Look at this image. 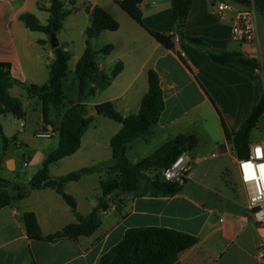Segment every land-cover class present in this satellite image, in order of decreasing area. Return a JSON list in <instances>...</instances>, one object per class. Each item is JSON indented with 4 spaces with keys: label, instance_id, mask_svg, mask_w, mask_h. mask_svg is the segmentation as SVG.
Masks as SVG:
<instances>
[{
    "label": "crops",
    "instance_id": "0c3cea01",
    "mask_svg": "<svg viewBox=\"0 0 264 264\" xmlns=\"http://www.w3.org/2000/svg\"><path fill=\"white\" fill-rule=\"evenodd\" d=\"M62 1L65 9L71 11L57 33L59 46L70 53L69 73L64 82L67 99L61 110L50 107L52 125L44 123L42 103L29 96L23 86H42L50 79L55 61L50 36L31 31L21 20L22 15L32 14L39 23L48 25L51 17L48 0H0V62L11 64L12 77L18 82L10 90L11 95L30 100L34 110L41 111L39 128L50 126L55 132L50 139L59 138L56 129L67 107L79 99L76 68L85 53V31L91 24L86 7H100L119 23V30L103 33L95 47L100 50L113 45L109 55L98 57L101 72L110 75L119 63L123 70L107 87L97 89L84 102L85 118L94 117V121L83 133L80 149L49 168L50 177L59 179L100 167L97 172L65 184L64 192L77 200V211L88 216L102 197L100 182L111 176L107 168L113 158L111 140L123 128L121 123L99 116L95 108L111 102L122 116L137 115L149 91L150 70L160 77L165 109L149 141L159 136L166 144L186 135L196 137L198 144L190 151L189 175L181 183L179 193L137 196L115 192L108 197L114 202L92 236L40 241L28 236L25 213H35L45 238L61 233L78 220L55 189L30 187L51 152L34 148L36 153L28 156V160L24 156L26 160L22 161L21 147L27 145L24 130L11 132L1 124L8 141L5 146L0 134V179L8 182L1 188L3 197L9 196L11 200L0 208V264H100L128 230L141 227H162L196 236L198 243L180 254L181 264H264L256 255L258 245L264 241V229L257 228L249 219L247 196L235 163L237 154L233 143L225 138L223 127L234 132L243 125L264 93V75L248 65L218 63L207 51L186 40L197 37L217 51L239 52L264 65V15L258 12L255 15L256 41L241 44L232 41L230 35L238 13L245 9L237 3L193 0L180 32L174 28L172 0H143L145 25L159 33L175 34V47L169 50L119 7L118 2L123 0ZM218 4H229L230 8L218 12ZM74 88L76 92L71 93ZM24 110L27 116L25 107ZM1 117L4 116H0V122ZM24 127L25 123L21 128ZM260 141L264 142V138ZM58 146L59 139L56 149Z\"/></svg>",
    "mask_w": 264,
    "mask_h": 264
},
{
    "label": "trees",
    "instance_id": "16d2710c",
    "mask_svg": "<svg viewBox=\"0 0 264 264\" xmlns=\"http://www.w3.org/2000/svg\"><path fill=\"white\" fill-rule=\"evenodd\" d=\"M51 17L48 25H42L36 16L24 14L21 20L31 30L44 32L47 35L57 34L62 29L63 21L71 11L65 9L62 0H48ZM245 8L254 7V10L264 15V0H230ZM193 0H172L173 21L176 31H183ZM75 4L74 1H72ZM132 19L144 27L163 47L173 49L175 47V34L159 33L149 29L143 21L141 5L143 0H123L118 2ZM91 16V24L87 28V47L84 55L76 68V76L79 83V99L72 103L64 113L59 127L56 129L59 135V146L47 158L43 167L34 176L30 184L32 189L52 188L63 196L70 206L78 222L68 225L63 231L48 238L42 236V231L35 213L24 214V221L28 236L35 240H49L52 242L61 239L77 240L82 236H92L102 225L104 211H108L111 202L108 199L113 193H133L137 196L164 195L173 196L179 193L183 187L180 183L166 181L162 171L171 165L183 152L193 150L197 144L194 136L180 135L174 140L155 151L148 158L133 163L127 156L128 146L138 137H143L146 142L150 140L153 128L158 124L160 116L165 109L163 89L160 77L156 71H149V91L142 100L141 108L137 115L128 117L118 113L111 102L99 104L95 109L99 116L107 117L123 125L122 130L113 136L111 148L113 158L107 166L111 176L100 182L102 197L91 213L84 217L78 210L77 200L64 192L65 184L78 181L84 174L97 172L100 167L83 169L71 173L59 179H52L49 174L50 165L74 155L81 147L83 133L93 123L94 117L85 118L86 106L84 102L96 94L97 89L107 87L111 81L123 70L121 63L117 64L110 75L99 70L98 57L107 56L113 51V45H106L97 50L96 41L107 31L119 30V23L100 7H86ZM191 45L201 48L209 53L214 61L221 64L240 63L257 68L264 75V65L256 59L247 58L239 52L217 51L204 40L197 37H186ZM55 61L50 70V79L42 86L23 85L28 95L37 97L42 103L43 121L46 125H52L50 107L61 110L64 107L66 97L65 80L68 77V63L70 53L58 46L54 49ZM11 74V64L0 62V116L13 114L19 120L25 118L26 113L20 99L11 95L10 90L15 84ZM94 84L92 87L91 85ZM243 125L234 132L229 131L225 125L227 140L232 142L237 157L245 159L249 157L251 135L256 130L264 116V93ZM0 134L4 145L8 141L3 133L0 122ZM148 171H156L154 178H145ZM1 186H7L6 180L0 179ZM11 198L5 196L0 201V208L10 202ZM196 236L162 227H141L130 229L123 240L108 254L104 255L100 264H181V253L192 248L198 243Z\"/></svg>",
    "mask_w": 264,
    "mask_h": 264
},
{
    "label": "built area",
    "instance_id": "2783aa9c",
    "mask_svg": "<svg viewBox=\"0 0 264 264\" xmlns=\"http://www.w3.org/2000/svg\"><path fill=\"white\" fill-rule=\"evenodd\" d=\"M230 8L229 4H218V12L226 11ZM256 11L254 7L238 13L232 28L231 40L250 44L257 39V29L255 25ZM24 126L23 121L20 122ZM55 132L50 126H41L36 132L37 138L50 139ZM259 149V152L257 151ZM192 158L190 151L183 152L170 166L162 171V176L166 181L182 183L189 175ZM240 183L247 196V210L249 219L259 229H264V142L253 143L250 145L249 157L242 159L237 157L235 160ZM245 165H250L246 168ZM108 211L102 213L103 216ZM257 257L264 261V241L258 245Z\"/></svg>",
    "mask_w": 264,
    "mask_h": 264
},
{
    "label": "rangeland",
    "instance_id": "374dc122",
    "mask_svg": "<svg viewBox=\"0 0 264 264\" xmlns=\"http://www.w3.org/2000/svg\"><path fill=\"white\" fill-rule=\"evenodd\" d=\"M245 8V7H244ZM250 8H245V10ZM76 88L71 90L70 92H76ZM23 103V107H25L27 111V116L22 120L25 123V127H20V122L17 118H15L13 115H8L7 119L4 117H1V124L5 125V127L9 131H17L18 129L24 130V138L26 140L27 145H24L20 152L22 161L26 160L28 156H31L32 154L36 153L34 152V148H36L38 151H44V152H53L57 145H58V137H54L53 139H38L35 137V132L39 128V122L41 119V111L38 109L37 111L34 110L33 103L28 100L26 97H23L20 99ZM252 144L261 142L260 139L264 138V122H262L258 129H256L252 134ZM0 140V145H1ZM166 142L161 137L157 136L154 140L149 141V143H146L145 139L143 137H139L135 139L130 145L129 149L127 151V156L129 158V161L136 162V160H144L151 154H153L155 151H157L161 146ZM30 146V147H26ZM39 153V152H38ZM24 156L26 159H24ZM28 160V159H27ZM27 162V161H26ZM156 171H148L145 174V180L146 178H154V175H156ZM3 188L4 186L0 185V188ZM0 189V201L3 197V189ZM5 188V187H4ZM5 194V193H4Z\"/></svg>",
    "mask_w": 264,
    "mask_h": 264
},
{
    "label": "water",
    "instance_id": "95a60500",
    "mask_svg": "<svg viewBox=\"0 0 264 264\" xmlns=\"http://www.w3.org/2000/svg\"><path fill=\"white\" fill-rule=\"evenodd\" d=\"M50 44H51L53 49H55V48H57L59 46L58 39H57V34L50 35Z\"/></svg>",
    "mask_w": 264,
    "mask_h": 264
},
{
    "label": "snow or ice",
    "instance_id": "6c2138e0",
    "mask_svg": "<svg viewBox=\"0 0 264 264\" xmlns=\"http://www.w3.org/2000/svg\"><path fill=\"white\" fill-rule=\"evenodd\" d=\"M259 152V149L257 150ZM246 168L250 167V165H245ZM261 167H264V166H261Z\"/></svg>",
    "mask_w": 264,
    "mask_h": 264
}]
</instances>
